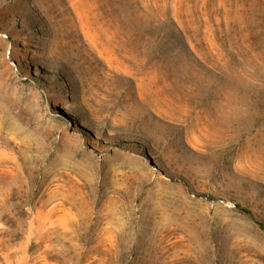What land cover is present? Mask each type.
Here are the masks:
<instances>
[{
  "label": "rangeland",
  "instance_id": "1",
  "mask_svg": "<svg viewBox=\"0 0 264 264\" xmlns=\"http://www.w3.org/2000/svg\"><path fill=\"white\" fill-rule=\"evenodd\" d=\"M0 264H264V0H0Z\"/></svg>",
  "mask_w": 264,
  "mask_h": 264
},
{
  "label": "trees",
  "instance_id": "2",
  "mask_svg": "<svg viewBox=\"0 0 264 264\" xmlns=\"http://www.w3.org/2000/svg\"><path fill=\"white\" fill-rule=\"evenodd\" d=\"M243 212H245V213H247V214H249V215H251V212L249 211V210H245V209H241ZM261 226H263V225H261Z\"/></svg>",
  "mask_w": 264,
  "mask_h": 264
}]
</instances>
